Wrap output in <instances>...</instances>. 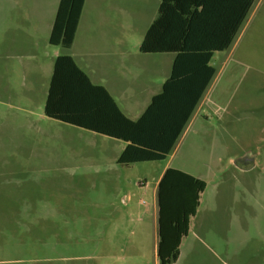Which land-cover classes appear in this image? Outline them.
Wrapping results in <instances>:
<instances>
[{
    "label": "rangeland",
    "instance_id": "obj_1",
    "mask_svg": "<svg viewBox=\"0 0 264 264\" xmlns=\"http://www.w3.org/2000/svg\"><path fill=\"white\" fill-rule=\"evenodd\" d=\"M59 1L0 0V264H159L155 186L167 163L207 183L192 221L205 245L228 264H264V0L234 50L215 53L173 156L130 167L116 162L123 142L44 114L55 52L70 53L49 43ZM160 2L86 0L71 51L96 84L126 92L116 98L132 120L168 77L171 55L146 56L163 58L156 70L140 53ZM239 217L246 245L229 230Z\"/></svg>",
    "mask_w": 264,
    "mask_h": 264
},
{
    "label": "trees",
    "instance_id": "obj_2",
    "mask_svg": "<svg viewBox=\"0 0 264 264\" xmlns=\"http://www.w3.org/2000/svg\"><path fill=\"white\" fill-rule=\"evenodd\" d=\"M257 0H161L140 53L174 54L170 77L137 120L130 119L102 85L92 82L69 55L56 57L44 114L126 144L117 164L166 160L175 150L216 75V52L233 45ZM86 0H60L49 43L73 46ZM207 183L167 168L157 188V256L172 264Z\"/></svg>",
    "mask_w": 264,
    "mask_h": 264
},
{
    "label": "crops",
    "instance_id": "obj_3",
    "mask_svg": "<svg viewBox=\"0 0 264 264\" xmlns=\"http://www.w3.org/2000/svg\"><path fill=\"white\" fill-rule=\"evenodd\" d=\"M85 4H86V2H85ZM255 7H256V2L253 5L251 11L249 12V15L251 14L252 10ZM83 11H84V9H83ZM82 15H83V13H82ZM249 15H248V17H249ZM248 17H247V19H248ZM81 19H82V16H81L80 21H79V25H78V29H77V33H76V37H75L73 46L70 48V53H65V52L63 53L61 51H56L55 52V56H54V61H55L56 57H58L60 55H69V56H71L75 60V62L77 63V65L80 67V63H79V61L77 59L78 58L77 55H75L71 51H73L74 45L76 43V39H78L79 41H81ZM247 19H245V21L243 22V25L241 27V30L239 31V33H238V35H237V37H236L233 45L227 51H232L236 47V43H237V41H238V39L240 37V34L242 32L243 27L245 26V24L247 22ZM106 27H109V26H106ZM118 52H119L120 55H123V56H126V55L130 54L131 53V45L129 44V42L128 41H122V42H120L118 44ZM142 55L144 57V60L147 61L149 64H151L153 66V68L156 69V70L160 66L163 65V62H164V61H162L163 58H145L148 55H144V54H142ZM149 55H159V54H149ZM169 55L172 56V59L169 61V64L167 65L168 66V73H167L168 77H167V79L170 77L171 69H172V65H173V61H174V58H175V55L174 54H169ZM89 77H90V75H89ZM90 78H91L92 82L94 84H96L93 81L92 77H90ZM96 85H100V84H96ZM210 86H211V84H210ZM210 86H209V88H210ZM162 87H163V85H162ZM162 87H160L161 90H162ZM106 88L110 92V94L113 96V98L115 99V101L117 102V104H118V100L116 98V95H118V97L122 98L125 102L128 101V99L126 98V92H124V90H117L116 88H114L112 82L110 83L109 87L107 86ZM209 88L205 92V94H204L202 100L200 101L198 107H200V106H202L204 104L205 99H206L205 97H206V94H207ZM160 92H158V93H160ZM158 93H155L154 92L152 94V96H151V100H152V97L155 96V95H157ZM151 100H150V102H151ZM193 121H194V119L192 118L190 120V122H189V124H188V126H187L186 129H188V127L190 125H192ZM195 133H198V131L195 130ZM125 146H126V144L124 143L123 146L121 147L120 153L125 148ZM120 153H119V155H120ZM170 156L172 157L173 156V153ZM118 157H117V160H118ZM171 157H169V158H171ZM117 160H116V162H117ZM169 167H170L169 163H167L164 166V168L162 169V171H161V173L159 175V178L157 180L156 186H155V203H156V214H157V217H158L157 188H158V184H159V181H160L161 177L163 176V174L166 171V169L169 168ZM175 169H178V170H181V171H183L185 173H188L190 175H193L194 177L201 178V177H198V176L194 175L193 173H191L189 171H185V170H183L181 168H175ZM206 189H207V187H206ZM206 189H205V191H206ZM205 191L201 194L200 205H199V207L197 209L196 215L190 219L189 233H188L187 236H185L182 239L181 246H180V253H179L178 259L174 263H172V264H228L227 261H225L223 259V257H221V253H219V251L217 249H215V248H213L211 246H208V245L206 246L205 245L206 244L205 243V240H204L205 237H204V235L202 233L199 234V233H196V232H193L192 231V221H193V219L197 218V216L199 215V210H200L201 205H202V196L205 193ZM233 224H234V226H233ZM229 226L232 227V229H229L230 232H232V234H231L232 238H236L237 240H239L240 244H245V245L248 244L249 240L252 237V232H251V230H248L247 227L245 226L244 217H239V218H236L234 220H231ZM157 242H158V238H157ZM201 245H203L205 248H202ZM204 256H206L205 259L203 258Z\"/></svg>",
    "mask_w": 264,
    "mask_h": 264
}]
</instances>
